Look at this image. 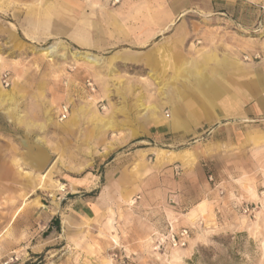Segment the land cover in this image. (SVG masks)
Instances as JSON below:
<instances>
[{
    "label": "rangeland",
    "instance_id": "obj_1",
    "mask_svg": "<svg viewBox=\"0 0 264 264\" xmlns=\"http://www.w3.org/2000/svg\"><path fill=\"white\" fill-rule=\"evenodd\" d=\"M209 2L218 0H0V92L8 94L0 105V264H264V105L243 100L236 115L202 119L207 84L221 68L200 39L183 42L182 59L204 81L181 67L165 91L153 85L163 75L105 61L132 48L120 39L92 50L70 37L82 28L95 39L121 38L134 34L124 23L136 18L170 21L167 33L184 34L176 24L205 17ZM48 46L51 53L40 51ZM257 53L240 59L264 58ZM135 79L152 83L137 109L128 101ZM176 94L196 109L194 120L181 110L172 130L167 102ZM116 117L143 136L117 132Z\"/></svg>",
    "mask_w": 264,
    "mask_h": 264
},
{
    "label": "crops",
    "instance_id": "obj_2",
    "mask_svg": "<svg viewBox=\"0 0 264 264\" xmlns=\"http://www.w3.org/2000/svg\"><path fill=\"white\" fill-rule=\"evenodd\" d=\"M204 7L205 17L187 18L184 19V23L176 24V26H186L184 34L179 33L183 29L178 28L167 33L165 27L171 25L170 21L160 23L155 19L136 18L124 23L125 26L137 27L134 28V34H124L122 35L123 38L117 37V40L108 37L95 39L90 32L87 36L86 31L82 28H76L70 34V37L77 46L92 50L117 47L119 43L116 42L120 39L121 42L132 46V48L116 50L105 61L111 65H116L119 62L125 65L137 66L140 70L147 71V73L161 74L167 81L158 83L153 81V85L159 88L163 87L165 91L171 85L168 75L177 74L181 67L182 72L191 74L197 83L204 81L201 75L202 72L199 70L193 71V63L182 59L183 56L187 57L189 52V46L186 44L185 50L183 42L189 39L192 42L195 39H200L202 47L206 51L204 54L216 56L217 64L221 68L215 74V77L209 79L210 83L207 84L210 99L207 103L205 100L201 104L204 107L202 119L204 121L225 120L227 119L226 114L233 113L236 115L239 107L243 104V100H250L256 105H264V58L255 62H243L240 59L244 52L248 55L260 51L264 53V18L261 22L254 18L258 12H263L264 15V4L260 5V9H256L255 7L245 8L241 2L236 3V0H218L214 4L209 2ZM246 12H249L250 16L253 14V18L242 17V15L247 14ZM146 26L158 27L147 29ZM257 27H261V32H255L258 29ZM257 35L260 36L259 39ZM131 84L132 88H135V86L138 88L133 89L134 92L128 97V101L134 109H137L138 102L143 103L147 100L145 91L150 88L152 83L144 79H135ZM194 90L199 91L195 88ZM143 93L144 96H142ZM179 99V95L176 94L175 98L172 97L167 102L169 127L172 130L178 126L181 110L191 120H194L195 116L194 110L196 108L193 102L191 100L182 102V99L180 101ZM227 104L232 108H221ZM209 105H217L219 108L211 113L209 109H206ZM153 107L156 109L153 111V118H156L158 109L155 106ZM159 114L162 113L159 112ZM141 120H143L142 117ZM124 125L125 119L116 117L114 126L117 127V132H124L125 135L123 136L126 137L143 136L138 132L134 133L131 129L124 128ZM154 126H160V124Z\"/></svg>",
    "mask_w": 264,
    "mask_h": 264
},
{
    "label": "bare ground",
    "instance_id": "obj_3",
    "mask_svg": "<svg viewBox=\"0 0 264 264\" xmlns=\"http://www.w3.org/2000/svg\"><path fill=\"white\" fill-rule=\"evenodd\" d=\"M40 51H42L43 53L45 54H48V53H51L53 51V48L51 46H48V47H45V48H42ZM83 58H85L87 61L89 62H92V63H97L99 62V59L97 56H94V55H90V54H84L82 55ZM199 74V72H198ZM8 94L5 93V92H0V105L2 104V101H3V98L5 96H7ZM1 107V106H0ZM6 109V108H5ZM4 109V110H5ZM9 111V110H8ZM4 112V111H3ZM5 113H7V110H5ZM4 113V114H5ZM11 115V114H10ZM13 116V115H12ZM36 149V148H35ZM40 149V148H39ZM39 149L37 150V153L36 155L34 156V158L32 160H34L33 162H35L37 165L41 164L42 161L44 160V156L41 154V153H38L39 152ZM172 155V153H171ZM44 164V163H43ZM35 165V164H34ZM44 166V165H43ZM39 167V166H38ZM45 177V174H41L40 178H44ZM192 213V212H191Z\"/></svg>",
    "mask_w": 264,
    "mask_h": 264
},
{
    "label": "built area",
    "instance_id": "obj_4",
    "mask_svg": "<svg viewBox=\"0 0 264 264\" xmlns=\"http://www.w3.org/2000/svg\"><path fill=\"white\" fill-rule=\"evenodd\" d=\"M244 57L247 58L248 56H244ZM252 57H253V58H258V57H260V54L256 52V53H254V54L252 55ZM5 77H6V76H4L3 82L5 83V85H7L8 82H7V79H6ZM67 113H68V109H67V107H66V106H62V108H61V112H60V120L64 119V118L67 116ZM186 233H187L186 230H182V231L180 232L179 236L177 237V239H179V243H180V244H184V242H183V237H185ZM172 241H173L174 243H177V241L175 240V237H174V236H172Z\"/></svg>",
    "mask_w": 264,
    "mask_h": 264
}]
</instances>
